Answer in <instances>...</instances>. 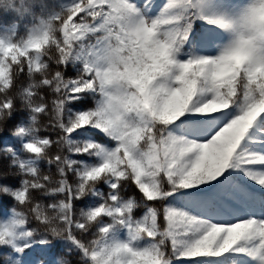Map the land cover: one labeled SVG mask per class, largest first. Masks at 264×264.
Segmentation results:
<instances>
[{"label": "snow or ice", "instance_id": "obj_1", "mask_svg": "<svg viewBox=\"0 0 264 264\" xmlns=\"http://www.w3.org/2000/svg\"><path fill=\"white\" fill-rule=\"evenodd\" d=\"M21 4L0 264H264V0Z\"/></svg>", "mask_w": 264, "mask_h": 264}, {"label": "trees", "instance_id": "obj_2", "mask_svg": "<svg viewBox=\"0 0 264 264\" xmlns=\"http://www.w3.org/2000/svg\"><path fill=\"white\" fill-rule=\"evenodd\" d=\"M25 2H27V0H25ZM61 2L62 0H45V3L49 8L59 7ZM13 4L14 8H19L21 10L24 7V5L21 4V0H13ZM14 8H10L8 5L0 7V34L11 31L12 28L10 26H12L15 21H19V27L16 29L18 36L26 33L27 27L31 23V16L18 14L15 12ZM24 76L25 73H21V81H23ZM13 140L16 141V146L19 147L18 140H16L15 137H13ZM8 163H10L9 159L0 158V170H4ZM42 166L46 167V165ZM10 209L11 205L8 206V210L0 207V217H6L7 215H9Z\"/></svg>", "mask_w": 264, "mask_h": 264}, {"label": "rangeland", "instance_id": "obj_3", "mask_svg": "<svg viewBox=\"0 0 264 264\" xmlns=\"http://www.w3.org/2000/svg\"><path fill=\"white\" fill-rule=\"evenodd\" d=\"M158 3H162L163 0H157ZM225 4L229 7L238 8L241 5L245 4L247 0H224Z\"/></svg>", "mask_w": 264, "mask_h": 264}, {"label": "clouds", "instance_id": "obj_4", "mask_svg": "<svg viewBox=\"0 0 264 264\" xmlns=\"http://www.w3.org/2000/svg\"><path fill=\"white\" fill-rule=\"evenodd\" d=\"M261 14L264 15V10H262V13H261ZM246 55H247L246 50L241 49L240 51H238V52L236 53L235 58H236L237 60H241V59H244V58L246 57Z\"/></svg>", "mask_w": 264, "mask_h": 264}]
</instances>
